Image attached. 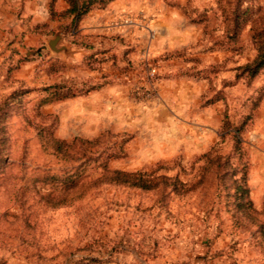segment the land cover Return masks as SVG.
<instances>
[{
	"label": "rangeland",
	"instance_id": "rangeland-1",
	"mask_svg": "<svg viewBox=\"0 0 264 264\" xmlns=\"http://www.w3.org/2000/svg\"><path fill=\"white\" fill-rule=\"evenodd\" d=\"M75 1L0 47V264H264V0Z\"/></svg>",
	"mask_w": 264,
	"mask_h": 264
},
{
	"label": "crops",
	"instance_id": "crops-1",
	"mask_svg": "<svg viewBox=\"0 0 264 264\" xmlns=\"http://www.w3.org/2000/svg\"><path fill=\"white\" fill-rule=\"evenodd\" d=\"M51 6L56 14L68 8L65 0H0V47L8 39H15L17 46L21 36L34 41L44 39L40 29L36 35L32 32L46 23L54 28L60 23L58 20H62L59 17L52 19Z\"/></svg>",
	"mask_w": 264,
	"mask_h": 264
},
{
	"label": "trees",
	"instance_id": "trees-1",
	"mask_svg": "<svg viewBox=\"0 0 264 264\" xmlns=\"http://www.w3.org/2000/svg\"><path fill=\"white\" fill-rule=\"evenodd\" d=\"M65 1L68 3V8L60 14L54 13L51 6L50 15L52 19H55L56 17H59L60 19L69 18L72 23L79 22L87 10H84L80 5H77L75 0ZM239 6H241V4H239ZM232 15L231 32H233V35L236 34V30L239 29L240 25L246 23L251 24L250 36L255 46L256 54L253 60L244 66V71L250 79H253L259 71L264 68V12L261 9L253 10L251 7H248L241 10V15L236 13V11H233Z\"/></svg>",
	"mask_w": 264,
	"mask_h": 264
},
{
	"label": "water",
	"instance_id": "water-1",
	"mask_svg": "<svg viewBox=\"0 0 264 264\" xmlns=\"http://www.w3.org/2000/svg\"><path fill=\"white\" fill-rule=\"evenodd\" d=\"M59 39H60L59 34H56L53 39L48 41V45H49L51 50H53V51H57L58 50L56 48V44L58 43Z\"/></svg>",
	"mask_w": 264,
	"mask_h": 264
}]
</instances>
